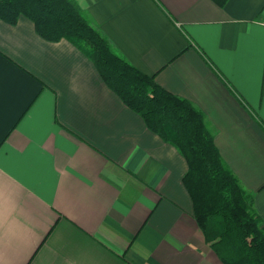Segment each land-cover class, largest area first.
Returning <instances> with one entry per match:
<instances>
[{
  "label": "crops",
  "instance_id": "1",
  "mask_svg": "<svg viewBox=\"0 0 264 264\" xmlns=\"http://www.w3.org/2000/svg\"><path fill=\"white\" fill-rule=\"evenodd\" d=\"M190 100L264 219V0H75ZM188 163L67 39L0 19V264H224Z\"/></svg>",
  "mask_w": 264,
  "mask_h": 264
},
{
  "label": "trees",
  "instance_id": "2",
  "mask_svg": "<svg viewBox=\"0 0 264 264\" xmlns=\"http://www.w3.org/2000/svg\"><path fill=\"white\" fill-rule=\"evenodd\" d=\"M220 6L228 0H213ZM24 15L51 41L67 39L95 64L106 85L147 127L185 157L183 183L207 242L224 264H264V219L227 167L204 112L130 63L75 0H0V19L15 24Z\"/></svg>",
  "mask_w": 264,
  "mask_h": 264
}]
</instances>
